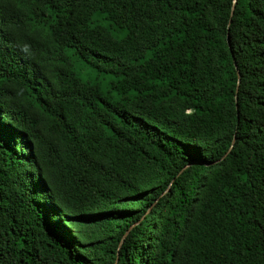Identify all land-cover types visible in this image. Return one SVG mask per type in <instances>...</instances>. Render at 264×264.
Here are the masks:
<instances>
[{
    "label": "trees",
    "instance_id": "trees-1",
    "mask_svg": "<svg viewBox=\"0 0 264 264\" xmlns=\"http://www.w3.org/2000/svg\"><path fill=\"white\" fill-rule=\"evenodd\" d=\"M233 1L0 0V264H264V0Z\"/></svg>",
    "mask_w": 264,
    "mask_h": 264
},
{
    "label": "rangeland",
    "instance_id": "rangeland-1",
    "mask_svg": "<svg viewBox=\"0 0 264 264\" xmlns=\"http://www.w3.org/2000/svg\"><path fill=\"white\" fill-rule=\"evenodd\" d=\"M76 69L78 71H81L82 69L84 70V72H88V77L91 79V80H94L96 78H100L102 80V84L105 85V82L110 80L111 77H108V76H99L98 73L94 70H90V69H84L83 65L80 63V62H76Z\"/></svg>",
    "mask_w": 264,
    "mask_h": 264
},
{
    "label": "water",
    "instance_id": "water-1",
    "mask_svg": "<svg viewBox=\"0 0 264 264\" xmlns=\"http://www.w3.org/2000/svg\"><path fill=\"white\" fill-rule=\"evenodd\" d=\"M237 1H238V0H234V1H233V9H232L231 18H232L233 14H234V10H235V6H236ZM231 22H232V19L230 20V24H231ZM237 91H238V90H237ZM236 100H237V98H236ZM234 142H235V140H234ZM192 164H194V163H192ZM128 233H129V232H127V234L123 237V240L121 241L120 246L122 245V243H123L124 239L126 238V236L128 235Z\"/></svg>",
    "mask_w": 264,
    "mask_h": 264
}]
</instances>
